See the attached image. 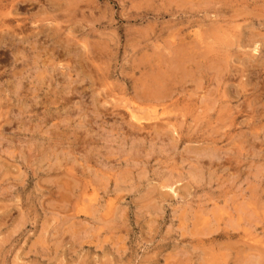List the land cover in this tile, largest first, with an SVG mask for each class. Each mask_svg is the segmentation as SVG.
I'll return each mask as SVG.
<instances>
[{
    "label": "rangeland",
    "instance_id": "1",
    "mask_svg": "<svg viewBox=\"0 0 264 264\" xmlns=\"http://www.w3.org/2000/svg\"><path fill=\"white\" fill-rule=\"evenodd\" d=\"M207 1H0V264H264V0Z\"/></svg>",
    "mask_w": 264,
    "mask_h": 264
},
{
    "label": "bare ground",
    "instance_id": "2",
    "mask_svg": "<svg viewBox=\"0 0 264 264\" xmlns=\"http://www.w3.org/2000/svg\"><path fill=\"white\" fill-rule=\"evenodd\" d=\"M1 1V0H0ZM7 1V0H6ZM56 1V0H55ZM75 1V0H74ZM207 1V0H206ZM232 1V0H231ZM208 2V1H207ZM233 2V1H232ZM15 4V3H14ZM204 4V3H203ZM207 4V3H206ZM233 4V3H232ZM237 4V3H236ZM242 4V3H241ZM209 5V4H208ZM14 7H15V5H14ZM71 9V8H70ZM67 17V16H66ZM4 18V17H3ZM8 20V19H7ZM9 21V20H8ZM190 21V20H189ZM192 21V20H191ZM190 24V23H189ZM20 25V24H19ZM18 28V27H17ZM24 29V28H23ZM205 33V32H204ZM209 33V32H208ZM207 34V33H206ZM1 35H3V34H1ZM210 35V34H209ZM2 38H4V37H2ZM1 39V38H0ZM7 39V38H6ZM12 39V38H11ZM1 41V40H0ZM4 41V40H3ZM2 41V42H3ZM5 42V41H4ZM190 42H192L191 40H190ZM190 42H189V44H190ZM15 43V42H14ZM32 43V42H31ZM186 43V42H185ZM23 44V43H22ZM9 45V44H8ZM14 45V44H13ZM42 45V44H41ZM7 46V45H6ZM194 46V45H193ZM34 47V46H33ZM180 47H181V45H180ZM5 48V47H4ZM12 48V47H11ZM20 48V47H19ZM24 48V47H23ZM184 47H182V49H183ZM186 48V47H185ZM36 49H37V47H36ZM54 49V48H53ZM175 49V48H174ZM8 50V49H7ZM178 50V49H177ZM176 50V51H177ZM179 50H181V48L179 49ZM192 50V49H191ZM188 51V50H187ZM184 52V51H183ZM16 53V52H15ZM187 53V52H186ZM175 54V53H174ZM15 55H18V54H15ZM18 56H20V55H18ZM185 55H183V57H184ZM7 57V56H6ZM22 57V56H21ZM175 57V56H174ZM182 57V56H181ZM23 58V57H22ZM177 58V57H176ZM49 59V58H48ZM183 59H187L186 58V56L183 58ZM190 59V58H189ZM38 60V59H37ZM177 60V59H176ZM184 60V61H185ZM25 61V60H24ZM23 61V62H24ZM159 61H160V59H159ZM170 61H171V59H170ZM181 61H183V60H181ZM18 62V61H17ZM22 62V61H21ZM179 62V61H178ZM189 62V61H188ZM182 63V65H185V64H183V62H181ZM181 63H179L180 65H181ZM193 64V63H192ZM175 65V64H174ZM170 66H171V64H170ZM188 67H189V65H188ZM199 67V66H198ZM175 68V67H174ZM171 69V68H170ZM169 70V69H168ZM175 70V69H174ZM178 70V69H177ZM199 70V69H198ZM176 71V70H175ZM156 72H157V70H156ZM177 72V71H176ZM152 73V72H151ZM162 73V72H161ZM170 73H171V71H170ZM189 73V72H188ZM21 74V73H20ZM166 74H167V72H166ZM173 74H175V72H173ZM179 75V74H178ZM15 76V75H14ZM172 76V75H171ZM171 76H170V78H171ZM177 76V75H176ZM184 76H185V74H184ZM20 77H21V75H20ZM163 77V76H162ZM173 77V76H172ZM153 78H155V77H153ZM160 78V77H159ZM169 79V78H168ZM192 79V78H191ZM155 80V79H154ZM170 80H172V81H170ZM170 80H168V83H169V81H170V83L172 82L173 83V79H170ZM182 80V79H181ZM153 81V80H152ZM18 82V81H17ZM164 82V81H163ZM156 83H157V81H156ZM155 83V84H156ZM179 83V82H178ZM152 84H154V83H152ZM167 84V83H166ZM166 84H164V85H162L163 87H165V85ZM173 84H176L175 83V81H174V83ZM157 85V84H156ZM169 85V84H168ZM161 87V86H160ZM150 88V87H149ZM160 89V88H159ZM155 90H157L156 88H155ZM164 90V89H163ZM165 92V91H164ZM176 93V92H175ZM144 94V93H143ZM160 94V93H159ZM158 94V95H159ZM162 94V93H161ZM149 95H151V94H149ZM157 95V94H156ZM152 96V95H151ZM150 96V97H151ZM159 96H161V95H159ZM157 97V96H156ZM162 97V96H161ZM154 98V97H153ZM152 98V99H153ZM156 99H159V98H156ZM155 100V99H154ZM161 100V99H160ZM136 109V108H135ZM139 109V108H138ZM155 112V111H154ZM156 113V112H155ZM166 113V112H165ZM149 114V113H148ZM159 114V113H158ZM135 118V117H134ZM154 118V117H153ZM156 118V117H155ZM138 127V126H137ZM144 128V127H143ZM142 129V128H141ZM131 133V132H130ZM157 133V132H156ZM136 135V134H135ZM162 136V135H161ZM137 138V137H136ZM3 191V190H2ZM158 199V198H157ZM80 201H81V199H80ZM87 202V201H86ZM85 202V203H86ZM91 204V203H90ZM151 207V206H150ZM154 207V206H153ZM152 207V208H153ZM90 212V211H89ZM92 212V211H91ZM107 212V211H106ZM112 213V212H111ZM109 218V217H108ZM101 220V219H100ZM103 221V220H102ZM106 222V221H105ZM112 232V231H111ZM229 232V231H228ZM207 233V232H206ZM209 233H211V232H209ZM209 233H208V235H209ZM207 235V234H206Z\"/></svg>",
    "mask_w": 264,
    "mask_h": 264
}]
</instances>
